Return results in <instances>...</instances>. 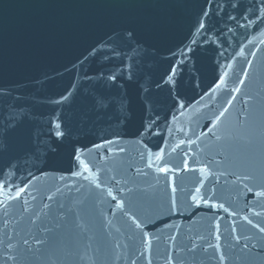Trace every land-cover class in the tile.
<instances>
[{
	"label": "water",
	"instance_id": "obj_1",
	"mask_svg": "<svg viewBox=\"0 0 264 264\" xmlns=\"http://www.w3.org/2000/svg\"><path fill=\"white\" fill-rule=\"evenodd\" d=\"M0 264H264V0H0Z\"/></svg>",
	"mask_w": 264,
	"mask_h": 264
},
{
	"label": "snow or ice",
	"instance_id": "obj_2",
	"mask_svg": "<svg viewBox=\"0 0 264 264\" xmlns=\"http://www.w3.org/2000/svg\"><path fill=\"white\" fill-rule=\"evenodd\" d=\"M59 134V133H58Z\"/></svg>",
	"mask_w": 264,
	"mask_h": 264
}]
</instances>
